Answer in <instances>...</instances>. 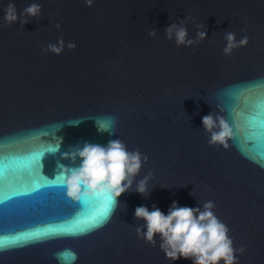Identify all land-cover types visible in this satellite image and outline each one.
Masks as SVG:
<instances>
[{
    "label": "water",
    "instance_id": "water-1",
    "mask_svg": "<svg viewBox=\"0 0 264 264\" xmlns=\"http://www.w3.org/2000/svg\"><path fill=\"white\" fill-rule=\"evenodd\" d=\"M9 2L18 17L38 3L41 18L9 28ZM187 16L195 18L186 21L189 38L201 24L207 39L178 47L165 29ZM152 29L155 38L148 35ZM229 31L249 43L226 56ZM61 38L75 50L42 52ZM213 113L233 127L227 150L208 143L202 121ZM108 117L117 121L115 135L97 129L96 121ZM79 118L87 120L68 124ZM57 138L60 151L41 160L47 178L55 179L58 164L79 167V159H63L71 148L120 139L148 157L136 182L151 172L154 188L147 199L134 190L122 195L120 208L90 234L25 244L34 234L83 222L111 202L105 194L82 208L65 186L23 195L35 188L25 173L30 155ZM262 152L264 0H93L92 7L85 0H0V243L11 244L0 246V264H58L55 253L64 249L78 254L75 264H192L169 261L159 236L155 247L139 238L136 228L146 222L136 219L135 209L155 205L167 215L173 202L203 210L207 201L229 229L238 264H264Z\"/></svg>",
    "mask_w": 264,
    "mask_h": 264
},
{
    "label": "clouds",
    "instance_id": "clouds-1",
    "mask_svg": "<svg viewBox=\"0 0 264 264\" xmlns=\"http://www.w3.org/2000/svg\"><path fill=\"white\" fill-rule=\"evenodd\" d=\"M88 7H92L93 0H85ZM5 25L11 28L19 22L22 27L29 23L30 18L39 20L41 18L42 7L38 3H31L18 17L15 4L9 2L4 9ZM195 18L186 17L179 23H172L165 29L166 39L180 47H195L207 39V29L204 25L197 24L195 38H189V31L186 21ZM57 30L61 25H55ZM150 38H155L157 32L152 29L148 33ZM225 47L223 52L226 56L233 54L235 49L246 47L249 43L247 36L237 40L234 32L224 34ZM65 47L75 50L74 42L65 43L63 38L57 43L49 44L42 48L45 54L53 53L60 55ZM223 111L219 109V112ZM86 118H79L68 124L78 126ZM203 127L209 137L210 146H223L225 150L229 148V140L235 136L233 127L223 115L209 114L203 117ZM115 117H108L106 121H96L97 129L100 133L115 135ZM63 127V126H61ZM58 143L49 144L47 153L55 154L60 151L62 139L57 138ZM63 159L71 160L73 163L79 159V167H66L58 164L60 169L55 179L59 180L61 186L67 188V197L73 202L92 200L101 195H107L111 200V213L120 208L119 198L129 191H136L144 198H149L154 187H150V181L154 178L149 172L143 179L136 182L143 165L148 163V157L141 154L139 149L129 151L127 146L120 139L109 141L107 146L85 143L83 147L79 145L71 148L69 152L63 154ZM135 185V187H134ZM187 187V186H185ZM194 192V191H193ZM193 192L191 195H193ZM194 196V195H193ZM215 205L212 201H207L201 208L181 207L173 202L165 215L155 205L149 211L147 207L140 206L135 209L137 220L145 221L144 228L137 227L138 237L152 244L157 245L156 237L160 238V250L169 261H178L183 258L191 260L192 264H238L237 250L233 246V241L229 235V229L214 214ZM126 211V205L124 209ZM245 248L241 247L239 253L243 254ZM58 264H75L79 258L72 249H64L55 253Z\"/></svg>",
    "mask_w": 264,
    "mask_h": 264
},
{
    "label": "snow or ice",
    "instance_id": "snow-or-ice-1",
    "mask_svg": "<svg viewBox=\"0 0 264 264\" xmlns=\"http://www.w3.org/2000/svg\"><path fill=\"white\" fill-rule=\"evenodd\" d=\"M248 131V135L251 136L253 132H255V118L247 121L246 131ZM47 152V148L44 150H37L32 153L30 156L32 159L30 160L27 168L25 169L26 179L35 186L34 192H25L23 195H33L35 192L40 191H50L58 186H61L59 180L57 179H49L45 175L42 174V163L41 160ZM264 155V152H262ZM94 201L91 200H83L80 202V206L82 208L88 207ZM111 202L107 204L104 208L103 212L98 213H90L87 218L83 222L74 223L70 227L63 229L61 231H52L48 234H34L33 238L25 241L26 243L37 242L41 239H53V238H63V237H74L83 234H90L92 231L97 230L99 227L104 226L110 219L111 216ZM11 245L8 241H4L0 243V246L7 247Z\"/></svg>",
    "mask_w": 264,
    "mask_h": 264
}]
</instances>
